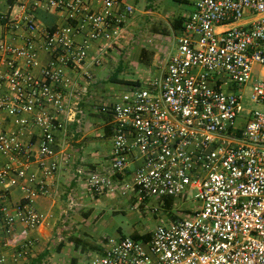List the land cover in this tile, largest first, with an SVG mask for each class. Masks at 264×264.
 Returning a JSON list of instances; mask_svg holds the SVG:
<instances>
[{"label":"built area","instance_id":"2783aa9c","mask_svg":"<svg viewBox=\"0 0 264 264\" xmlns=\"http://www.w3.org/2000/svg\"><path fill=\"white\" fill-rule=\"evenodd\" d=\"M40 9L56 12V23L41 25ZM133 10L129 0H0V155L8 160L0 218L14 261L45 220L32 199L58 169L56 133L70 119L65 95L75 85L68 70L86 82L76 86L81 97L93 79L88 63L101 65ZM174 38L162 69L99 106L113 120L110 174L92 172L87 184L98 196L130 187L140 203L192 192L194 205L147 240L106 238L91 264H264V0H195ZM246 91L258 108L243 107ZM31 125L40 129L36 151L21 140ZM32 161L40 175L28 173ZM132 161V181L117 186ZM16 187L25 196L9 212Z\"/></svg>","mask_w":264,"mask_h":264},{"label":"crops","instance_id":"0c3cea01","mask_svg":"<svg viewBox=\"0 0 264 264\" xmlns=\"http://www.w3.org/2000/svg\"><path fill=\"white\" fill-rule=\"evenodd\" d=\"M137 1L129 0V3L134 6ZM148 12L150 11L148 10ZM189 13L191 12H188L183 19ZM37 18L41 25L50 26L56 23L58 15L52 10L40 9L37 12ZM1 32L2 27L0 26V34ZM95 54L96 52L92 50L90 59ZM39 60L42 65L45 64L47 54L41 53ZM87 66L91 69L93 79L87 85V90L81 97L75 96L76 86L85 85L86 82L78 70H68L75 85L65 95L66 106L69 113H71L70 119L65 120L64 127L56 133L54 158L58 163V169L47 181L45 192L34 195L32 199V205L45 215L42 225L31 232V235L36 239L35 244L27 254L19 256L14 261L13 256L16 254L14 249L5 248L2 245L5 232L3 221L0 218V257L4 255V261L0 264H86L83 254L85 248L80 246L79 242H76L74 246V253L69 254L67 258L62 256L65 248L64 241L66 239L74 240L73 235L70 234L71 231H81L87 234V227L84 225L82 218L89 216L93 209L92 207L85 209L86 203L92 202L88 201L89 198L95 201L94 204L98 205L107 200V197L110 199L116 198L114 195L109 196V194L94 195L87 184L88 177L92 172L110 174L113 122L111 114L100 111L99 107L93 102L99 89L100 80L96 78V73H94L97 67L92 66L91 62ZM86 109H88L87 114L84 112ZM29 116H32V114ZM98 116L103 120H100ZM1 122L5 127L12 126L4 115ZM21 140L25 146L36 151L40 142V129L34 125L29 126L21 135ZM51 160L52 158H48L46 163H50ZM7 161L5 156L0 155V167L6 165ZM136 163L135 161L130 162L123 173L117 175L115 178L117 186H122L128 176L133 177ZM27 169L28 173L40 175L38 164L34 161L29 164ZM24 196L25 193L19 187L10 191L8 198L9 212H13L14 205L23 201ZM129 201L134 203V197H130ZM159 202L163 204V202ZM170 217L172 219L174 216ZM167 221L170 220L167 219ZM22 227V223L16 221L15 230L20 231ZM117 230L121 231V227L118 226ZM151 231H133L128 236L132 237L135 234L150 233ZM120 236L126 235L121 234ZM93 248L95 249V247ZM77 251H80L81 254Z\"/></svg>","mask_w":264,"mask_h":264},{"label":"rangeland","instance_id":"374dc122","mask_svg":"<svg viewBox=\"0 0 264 264\" xmlns=\"http://www.w3.org/2000/svg\"><path fill=\"white\" fill-rule=\"evenodd\" d=\"M194 1L138 0L134 4V10L120 38L116 40L114 46L101 53V65L94 71L96 78L100 80L93 101L96 106L107 105L117 100L129 88L126 84L116 82L118 79L132 81L138 79L144 84L158 72V69L164 67L166 58L176 49L174 37L180 31L174 29L172 21L192 12ZM112 77H116L117 80H113ZM242 105L246 110L258 108L249 100L248 91L244 94ZM87 110L84 111L85 114ZM98 118L103 120L100 116ZM131 179L133 177L128 176L125 184L130 183ZM106 194L114 195L116 198L107 197L100 205L94 204L95 201L91 198L88 199L92 202H87L85 209L91 207L93 209L89 216L82 218L87 227V234L71 231L74 240L64 241L62 256L67 258L69 254L74 253V246L79 242L80 246L85 248L83 251L85 263L91 264V259L104 249L106 238H116L121 234L128 236L133 231L153 230L160 224L166 225L167 219L171 220L170 216H186L187 208L194 205L192 192L187 194L184 201L174 200L170 209L160 204L157 197L142 203H132L129 198L134 197V194L130 187L125 188L124 194H121L120 187ZM118 226L121 227V231L117 230ZM77 253L81 254L80 251Z\"/></svg>","mask_w":264,"mask_h":264},{"label":"trees","instance_id":"16d2710c","mask_svg":"<svg viewBox=\"0 0 264 264\" xmlns=\"http://www.w3.org/2000/svg\"><path fill=\"white\" fill-rule=\"evenodd\" d=\"M184 19L183 18H175L173 21H172V25L174 27L175 30H180L181 28V24H182V21ZM113 80H117L116 77H112ZM116 82H120V83H123V84H126V85H136V84H139V80H125V79H118V81ZM163 206L166 208V209H170L173 205V201H174V198L173 197H165L163 198ZM174 218V217H173ZM150 236V233L149 232H146V233H143V234H135V235H132L133 238L135 239H148Z\"/></svg>","mask_w":264,"mask_h":264}]
</instances>
